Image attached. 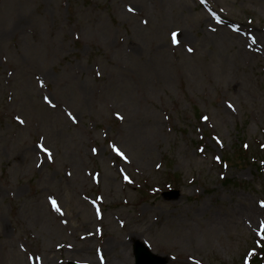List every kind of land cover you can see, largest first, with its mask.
Wrapping results in <instances>:
<instances>
[{
    "label": "rangeland",
    "instance_id": "rangeland-1",
    "mask_svg": "<svg viewBox=\"0 0 264 264\" xmlns=\"http://www.w3.org/2000/svg\"><path fill=\"white\" fill-rule=\"evenodd\" d=\"M249 25L264 36V0H0V264H136L139 243L160 264H249L264 240V49L234 40Z\"/></svg>",
    "mask_w": 264,
    "mask_h": 264
},
{
    "label": "bare ground",
    "instance_id": "bare-ground-1",
    "mask_svg": "<svg viewBox=\"0 0 264 264\" xmlns=\"http://www.w3.org/2000/svg\"><path fill=\"white\" fill-rule=\"evenodd\" d=\"M237 34L239 35L234 36V40L238 43L240 50L241 47L244 46L245 49L254 52L252 54L255 55L256 53H260L264 49V36H262V29L255 27L253 25H249L248 28L242 29ZM127 237L131 242L141 241V234L137 232H129ZM120 239L121 237L109 241V243H107L106 251L107 252L114 251L116 246L114 244L120 242L123 243ZM75 252L80 254V253H84L85 251L82 249H78Z\"/></svg>",
    "mask_w": 264,
    "mask_h": 264
},
{
    "label": "trees",
    "instance_id": "trees-1",
    "mask_svg": "<svg viewBox=\"0 0 264 264\" xmlns=\"http://www.w3.org/2000/svg\"><path fill=\"white\" fill-rule=\"evenodd\" d=\"M242 150H244V149H242ZM230 157L231 156H229V155L226 156V160H228L230 164L231 163H233V164L239 163L237 161L238 159H240V158H238V156L232 155V162L230 161ZM240 161H243V159L241 158ZM263 168H264V166H263ZM252 264H264V242L262 244L261 249L255 254L254 259L252 261Z\"/></svg>",
    "mask_w": 264,
    "mask_h": 264
},
{
    "label": "water",
    "instance_id": "water-1",
    "mask_svg": "<svg viewBox=\"0 0 264 264\" xmlns=\"http://www.w3.org/2000/svg\"><path fill=\"white\" fill-rule=\"evenodd\" d=\"M171 194H175V193H171ZM178 194L179 193L177 192L175 195H178ZM167 195H169V194H167ZM135 254H136L137 264H143L145 262V260H148L152 257V255L148 252V250H146L142 246L136 248ZM153 264H160V262L154 261Z\"/></svg>",
    "mask_w": 264,
    "mask_h": 264
},
{
    "label": "snow or ice",
    "instance_id": "snow-or-ice-1",
    "mask_svg": "<svg viewBox=\"0 0 264 264\" xmlns=\"http://www.w3.org/2000/svg\"><path fill=\"white\" fill-rule=\"evenodd\" d=\"M131 10L132 9H129V11H131ZM172 43L173 44H178L179 43V40L177 39V33H175V32L172 33ZM189 51H191V49H189ZM205 119H207V118H205ZM113 150L116 151L119 155H121V156L123 155V153H120L119 149H116L115 146H113ZM52 204H53L54 207H56V210L59 211V208L56 206V201L55 200L52 201ZM262 206H264V202H262ZM262 227H264V225H262Z\"/></svg>",
    "mask_w": 264,
    "mask_h": 264
}]
</instances>
